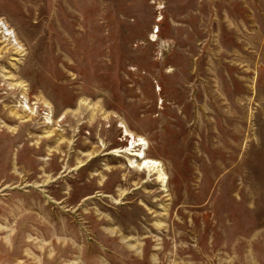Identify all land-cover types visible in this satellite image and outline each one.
<instances>
[{
    "label": "rangeland",
    "instance_id": "rangeland-1",
    "mask_svg": "<svg viewBox=\"0 0 264 264\" xmlns=\"http://www.w3.org/2000/svg\"><path fill=\"white\" fill-rule=\"evenodd\" d=\"M0 22V264H264V0Z\"/></svg>",
    "mask_w": 264,
    "mask_h": 264
},
{
    "label": "bare ground",
    "instance_id": "bare-ground-1",
    "mask_svg": "<svg viewBox=\"0 0 264 264\" xmlns=\"http://www.w3.org/2000/svg\"><path fill=\"white\" fill-rule=\"evenodd\" d=\"M2 28H4V31H6V32H8V34L9 33H14L13 31H11V30H9V27L8 26H6V24L4 23V22H0V29H2ZM3 31V30H2ZM12 37V36H11ZM140 140H141V138H140ZM138 144H142V143H138ZM143 151V150H142ZM134 155H136V157L137 156H140V158L142 157L144 160V162H142L143 163V165H145V167H147V168H152V169H155L156 171H158V173H159V177L162 179V180H165V178H164V173H163V171H162V169L160 168V166H159V161H157V160H155V159H151V158H145L144 156H143V152H140L139 154H137V152L134 154Z\"/></svg>",
    "mask_w": 264,
    "mask_h": 264
}]
</instances>
